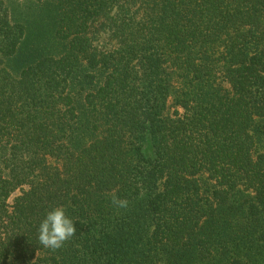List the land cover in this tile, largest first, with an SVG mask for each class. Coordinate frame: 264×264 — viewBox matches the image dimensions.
<instances>
[{
  "label": "trees",
  "instance_id": "obj_1",
  "mask_svg": "<svg viewBox=\"0 0 264 264\" xmlns=\"http://www.w3.org/2000/svg\"><path fill=\"white\" fill-rule=\"evenodd\" d=\"M34 1H0V264H264V0Z\"/></svg>",
  "mask_w": 264,
  "mask_h": 264
},
{
  "label": "clouds",
  "instance_id": "obj_2",
  "mask_svg": "<svg viewBox=\"0 0 264 264\" xmlns=\"http://www.w3.org/2000/svg\"><path fill=\"white\" fill-rule=\"evenodd\" d=\"M113 204L123 207L126 201L113 198ZM77 229L63 207L52 208L45 214L38 229L39 243L48 249L58 250L72 238Z\"/></svg>",
  "mask_w": 264,
  "mask_h": 264
},
{
  "label": "rangeland",
  "instance_id": "obj_3",
  "mask_svg": "<svg viewBox=\"0 0 264 264\" xmlns=\"http://www.w3.org/2000/svg\"><path fill=\"white\" fill-rule=\"evenodd\" d=\"M3 2L4 6L10 10L11 14L17 19L24 16V14L32 11L34 9V0H0Z\"/></svg>",
  "mask_w": 264,
  "mask_h": 264
}]
</instances>
